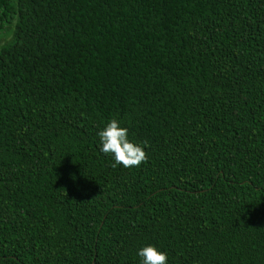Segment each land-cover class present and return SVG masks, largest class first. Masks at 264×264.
I'll use <instances>...</instances> for the list:
<instances>
[{
    "label": "trees",
    "instance_id": "obj_1",
    "mask_svg": "<svg viewBox=\"0 0 264 264\" xmlns=\"http://www.w3.org/2000/svg\"><path fill=\"white\" fill-rule=\"evenodd\" d=\"M0 33V264H264V0H0Z\"/></svg>",
    "mask_w": 264,
    "mask_h": 264
},
{
    "label": "clouds",
    "instance_id": "obj_2",
    "mask_svg": "<svg viewBox=\"0 0 264 264\" xmlns=\"http://www.w3.org/2000/svg\"><path fill=\"white\" fill-rule=\"evenodd\" d=\"M97 135L100 144L99 151L112 158L111 167L138 168L147 161L144 148L129 141L128 129L121 127L116 119L110 120ZM144 144L147 146V142ZM137 255L141 258L140 264H168L167 254L151 245L141 248Z\"/></svg>",
    "mask_w": 264,
    "mask_h": 264
},
{
    "label": "rangeland",
    "instance_id": "obj_3",
    "mask_svg": "<svg viewBox=\"0 0 264 264\" xmlns=\"http://www.w3.org/2000/svg\"><path fill=\"white\" fill-rule=\"evenodd\" d=\"M1 35H2V33H0V37H1ZM8 38V36L6 35V36H4V38L3 39H0V42H2V41H4L5 39H7Z\"/></svg>",
    "mask_w": 264,
    "mask_h": 264
}]
</instances>
